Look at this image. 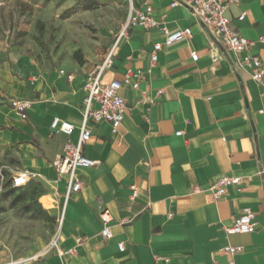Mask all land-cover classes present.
<instances>
[{
    "label": "crops",
    "instance_id": "obj_1",
    "mask_svg": "<svg viewBox=\"0 0 264 264\" xmlns=\"http://www.w3.org/2000/svg\"><path fill=\"white\" fill-rule=\"evenodd\" d=\"M171 1L149 0L159 27L137 25L118 34L102 82L122 80L131 68L138 89L121 84L126 108L116 134L108 122H87L91 137L83 154L98 163L76 171L82 187L66 201L64 181L55 183L51 165L65 135L51 132L50 123L54 117L73 123L70 139L77 140L83 85L93 68L75 58L37 60L26 54L0 64V137L17 148L25 170L51 178L61 218L50 252L13 264H264L261 86L238 66L244 53L235 55L204 27L190 0L169 8ZM225 15L264 65V0L230 2ZM162 26L170 31L188 26L191 36L162 44L152 62L154 43L164 41ZM11 98L30 103L25 119L9 106ZM222 175L238 176L239 184L214 199L210 187ZM245 207L255 214L254 231L227 235L224 227ZM102 209L112 217L107 240L101 234ZM226 245L241 249L231 255Z\"/></svg>",
    "mask_w": 264,
    "mask_h": 264
},
{
    "label": "rangeland",
    "instance_id": "obj_2",
    "mask_svg": "<svg viewBox=\"0 0 264 264\" xmlns=\"http://www.w3.org/2000/svg\"><path fill=\"white\" fill-rule=\"evenodd\" d=\"M127 14V0H0V64L26 54L75 58L94 68ZM23 169L17 148L0 137V264L43 256L58 238L60 205L51 178L29 172L14 189L12 176Z\"/></svg>",
    "mask_w": 264,
    "mask_h": 264
},
{
    "label": "built area",
    "instance_id": "obj_3",
    "mask_svg": "<svg viewBox=\"0 0 264 264\" xmlns=\"http://www.w3.org/2000/svg\"><path fill=\"white\" fill-rule=\"evenodd\" d=\"M238 0H190V8L192 14L198 21L209 29L214 30L224 46H226L235 55L244 53L242 60L237 64L240 68L247 71L250 77L261 86L262 96L264 97V65L259 57L248 52L251 42L246 37L242 36L231 24L225 11L230 2ZM128 14L126 20L119 32V35L125 34L129 27L142 26L144 28H156L160 26V22L153 16V7L149 0H127ZM182 5L180 0H172L169 8H174ZM243 15L240 16L242 18ZM164 34L163 43L156 42L153 45L151 53V61L157 59V52L161 49L162 44L170 45L176 41L191 36L190 27L176 29L170 31L166 26L161 27ZM260 41H264V37H260ZM193 60L197 59V54L192 53ZM216 57H214L215 59ZM112 65V51L104 58L103 62L96 65L86 76L83 89L85 95L82 99V118L78 138L74 142L70 139L75 126L73 123L65 120H60L54 117L50 123V130L53 133H62L65 135V141L62 150L58 153L51 162L54 168L56 179L55 183L63 180L65 185L64 200L66 201L72 192H77L82 187L81 180L77 177L78 169L89 168L95 166L98 161L86 157L83 154V146L91 137V129L87 126L88 121L98 123L100 121L108 122L111 133L116 134L122 123L124 110L126 108L123 97L119 94V89L122 82L129 84L133 89H138L137 75L131 68H128L122 77V80H110L107 83L102 82L104 72ZM59 73L67 80H71L73 75L64 69H60ZM10 107L18 115L20 119H25L28 116V108L30 103L27 100L19 98H11L9 100ZM259 113L264 114V109L260 108ZM177 131L176 134H180ZM264 172V168L260 169L259 174ZM30 178L28 170H20L16 172L11 179V184L14 187L24 186ZM240 178L235 175H222L210 187L214 199H218L227 192V188L231 185L238 186ZM239 189V188H238ZM54 194L58 195L59 191L55 187ZM132 197L137 195L136 187L132 186ZM254 212L245 207L242 209L239 217L230 225L224 227L225 233H251L255 229ZM99 218L102 222L101 234L104 239L111 237L109 223L112 220L109 210L102 209L99 212ZM61 218H59V222ZM81 238L76 239L79 243ZM118 249L124 250V244L118 242ZM229 254L233 255L241 246L226 245L223 248ZM159 260L161 257L156 256ZM167 261L168 259H164Z\"/></svg>",
    "mask_w": 264,
    "mask_h": 264
},
{
    "label": "trees",
    "instance_id": "obj_4",
    "mask_svg": "<svg viewBox=\"0 0 264 264\" xmlns=\"http://www.w3.org/2000/svg\"><path fill=\"white\" fill-rule=\"evenodd\" d=\"M13 188L16 189V188H19V187H14V186H13Z\"/></svg>",
    "mask_w": 264,
    "mask_h": 264
}]
</instances>
